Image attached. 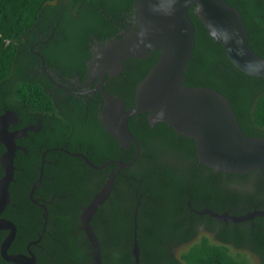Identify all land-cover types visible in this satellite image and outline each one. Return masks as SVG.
I'll use <instances>...</instances> for the list:
<instances>
[{"label":"trees","instance_id":"16d2710c","mask_svg":"<svg viewBox=\"0 0 264 264\" xmlns=\"http://www.w3.org/2000/svg\"><path fill=\"white\" fill-rule=\"evenodd\" d=\"M226 1L241 14L249 44L264 58V0ZM136 2L0 0V91L3 88L10 94L8 108L16 112L22 128L34 124L38 113H53L50 119H57L54 138H49L48 133L40 136L37 147V134L29 132L28 138L22 139L27 154L17 152L14 165L22 159L26 171H14L9 204L1 215L17 229L9 253H25L26 245L42 230L43 209L33 204L28 195L37 180L43 150L62 148V133H75L82 141L81 145L74 141L63 148L85 155L94 165L117 159L126 163L135 154L133 145L125 149L101 122L104 100L100 93L66 97L65 91L56 89L54 100L47 94L52 84L42 74L41 62L29 52V46L47 40L37 46L46 71L50 74L52 68L61 75H77L84 80L88 74L85 62L91 58L90 44L104 45L130 33L133 24L136 28ZM188 15L194 26V47L184 71V84L222 94L243 133L264 137V78L251 77L237 69L222 45L211 38L194 7L188 9ZM52 28L55 32L49 38ZM123 30L125 33H121ZM158 59V51L149 52L145 58L126 59L119 75L105 79L103 89L121 99L126 109L132 108L136 87ZM58 99L68 104V109L60 107ZM66 99L69 103H65ZM127 124L138 141L139 157L116 176L109 198L91 221L101 242L102 264H133L134 224L140 264H246L231 256L225 243L206 240L178 259L174 250L193 237L196 229L185 228L173 213L180 208H264V169L244 175L214 171L199 162L193 139L178 134L164 122L150 124L148 113L130 117ZM51 157V173L45 165L43 178L33 193V198L47 209L45 233L30 248L37 264H92L89 243L79 228V214L101 188L108 168L115 165L94 170L81 158L58 150L47 153L45 159ZM2 174L0 167V177ZM189 231L191 236H186ZM6 233L0 231V242ZM0 264L10 263L0 257Z\"/></svg>","mask_w":264,"mask_h":264},{"label":"water","instance_id":"95a60500","mask_svg":"<svg viewBox=\"0 0 264 264\" xmlns=\"http://www.w3.org/2000/svg\"><path fill=\"white\" fill-rule=\"evenodd\" d=\"M190 7H194L196 16L211 38L222 45L227 58L237 69L251 77L264 78V58L253 51L241 14L226 0H137L136 28L101 46L90 63L88 80L90 82L99 78L93 91L100 93L104 100L101 110L104 127L125 149L133 145L135 154L126 163L117 159L94 165L81 153L65 151L73 157L81 158L94 170L103 169L109 164L115 165V169L108 174L91 201L81 207L79 214V228L89 243L92 264H102V257L101 242L91 221L109 198L116 176L122 170L130 168L140 154L138 141L128 128L130 117L148 113L150 124L164 122L178 134L193 139L199 162L214 171L244 175L264 169V137H250L243 133L234 110L222 94L213 89L184 84V71L194 47V26L188 15ZM151 51H158L159 59L136 87L134 106L126 109L121 99L111 96L103 89L105 76L112 69L121 66L126 59L145 58ZM41 68L53 82L47 74L43 59ZM15 117V113L11 112L0 115V143L5 147L1 157L3 175L0 178V231L7 232L0 242V257L10 264H37L30 247L38 244L45 233L47 209L32 194L41 182L43 163L39 177L29 193L30 201L43 209V227L39 236L26 245L25 253L8 252L17 229L12 221L1 216L10 200L9 185L13 180L14 158L18 149L15 139L25 135L27 131H34L33 127H27L10 133L9 120ZM207 213L216 219L233 223L257 216L264 217V210L234 216L210 211ZM133 230V264H140L136 224Z\"/></svg>","mask_w":264,"mask_h":264},{"label":"flooded vegetation","instance_id":"af4514ba","mask_svg":"<svg viewBox=\"0 0 264 264\" xmlns=\"http://www.w3.org/2000/svg\"><path fill=\"white\" fill-rule=\"evenodd\" d=\"M134 19H135V15H134ZM134 23L136 25V21ZM130 28L133 30L134 24L130 26ZM54 32H55V29L52 28L49 34V38L53 36ZM121 33H125L124 30ZM46 41L47 40L45 41L38 40L33 45L29 46V52L33 56L37 57L40 60V62H41V59H43V56L39 52L37 46L40 44L46 43ZM101 46L102 45L98 42H94L90 44L91 58L86 60L85 62L87 69H88V74L84 80H81L77 75H75L72 78L68 77L67 75H61L58 71H54L52 68H50V74L48 72L47 74L52 79V81L54 82L53 83L47 78V76L44 74L41 68L42 74L52 84L51 88L46 89L47 94L54 100V96L56 95L55 94L56 89L65 91L67 93L66 97H69L71 95L91 97L92 94L96 93L97 91H93V90L96 84L98 83L99 78L96 77L92 81L90 82L88 81L90 80L89 79V67H90V63L92 59L98 53ZM121 69H122V64L121 66L116 67L112 69L109 73H107L105 76V79L107 77L113 78L119 75V72L121 71ZM51 75H53L54 78H52ZM62 76H66V77H62ZM79 92H83V93H79ZM8 94L9 92L6 89L1 88L0 115L5 114L7 112L15 113L16 115L15 119H12V120L10 119L11 121L9 120L10 123L8 124V131L10 133H15L27 127L34 128V131H27L25 135L15 139V144L18 147V149L15 152V158H14V161H16V156H17L18 151L22 152L24 155L27 154V147L26 145H24L25 142L22 141V139H27L29 132H35L37 134V139L36 141H34L35 142L34 145H36L37 147L40 146V143L38 144V139L40 138V136H48L46 134L48 133L49 138H54L56 134V127L54 126V124L56 123L57 119H55L54 117L50 119V115H52L53 113L42 112V113H38V117L36 118L34 124H29L28 126L23 127V128L19 127L20 123H19L16 112L8 108L9 106L8 101H7L9 100ZM11 99H14V97L12 96ZM58 103L60 107L65 106L66 109H68L69 107L68 104L66 105L63 104L61 99H58ZM65 103H69L68 99H66ZM57 111L60 112L59 109ZM99 118L101 120V112H100ZM60 137L62 138L61 139L62 148H46L45 150H43L39 169H38V177L40 174V167L42 163H43L42 178H43V171H44L45 165L48 166L47 172L51 173L50 167L54 163V158L51 157L49 159H45V156L47 153H50L52 151L55 152L56 150L65 152L67 150H65L63 147L71 146V144L74 141H78L77 143L79 145L82 144V141H80V139L78 138L77 135H75V133H74V136H69L68 134L66 135L65 133H62ZM4 151H5V147L2 143H0V167L1 168H2L1 157ZM17 164L18 165L16 164L14 165L15 170H18L19 168L20 170L26 171V162L24 160L22 159L17 160ZM114 169L115 167H111V168L109 167L108 170L106 171L107 174L106 173H103V174L108 175ZM13 178H14V175H13ZM32 197H33V194H32ZM256 210H264V208H256L254 206L253 208H180L179 212L178 210H176V212L173 213L175 214V217L184 222L183 225L185 226V228H188L190 230H192V228L196 229V234L193 237H191L188 241L183 242L179 247L176 248V250H174L175 256L178 259H180L182 255H185L192 246L196 244H200L203 242V240H206L208 243H225L226 246L229 247L230 255L238 258V260H245L247 262L246 264H264V221L260 222L258 220L259 218H264V217L257 216L247 221L233 223L230 221L225 222V221L216 219L207 213L208 211H210L216 214L230 215V213H238L236 215H244L249 212L256 211ZM101 218H102V215L98 216V220H101ZM214 220H218V221H214ZM185 234L186 236H191L190 235L191 231ZM182 248H185V249L183 253H181L180 257H178L176 255L177 250L182 249Z\"/></svg>","mask_w":264,"mask_h":264},{"label":"rangeland","instance_id":"374dc122","mask_svg":"<svg viewBox=\"0 0 264 264\" xmlns=\"http://www.w3.org/2000/svg\"><path fill=\"white\" fill-rule=\"evenodd\" d=\"M53 4H54V3H53ZM184 249H185V248H182V249L177 250L176 255H177L178 257H180V255H181V253H183Z\"/></svg>","mask_w":264,"mask_h":264},{"label":"clouds","instance_id":"9594fccd","mask_svg":"<svg viewBox=\"0 0 264 264\" xmlns=\"http://www.w3.org/2000/svg\"><path fill=\"white\" fill-rule=\"evenodd\" d=\"M114 256H116L118 258L119 257V253H114Z\"/></svg>","mask_w":264,"mask_h":264}]
</instances>
